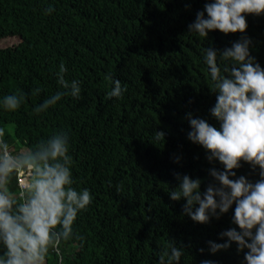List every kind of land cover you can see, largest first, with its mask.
I'll return each instance as SVG.
<instances>
[{
	"label": "trees",
	"instance_id": "trees-1",
	"mask_svg": "<svg viewBox=\"0 0 264 264\" xmlns=\"http://www.w3.org/2000/svg\"><path fill=\"white\" fill-rule=\"evenodd\" d=\"M205 2L0 0V97L17 90L28 94L16 112L0 111L5 139L19 150L67 131L74 186L94 196L74 222L73 238L61 244L63 264H157L169 240L185 248L181 264L243 260L247 250L237 252L235 243L207 251V241L222 243L218 234L236 227L235 205L199 224L182 215L183 200L168 195L177 185L174 173L201 179L203 191L212 182L208 170H222L187 139L186 114L218 127L209 113L215 94L201 49L222 50L242 34L215 30L203 39L187 33ZM49 5L55 11L46 15ZM246 22L250 55L264 67V15L249 14ZM61 62L66 79L81 81V98L64 97L37 115L33 108L59 89L55 73ZM109 76L126 86L123 98H107ZM37 87L41 92L33 96ZM155 130L166 133L164 143H150ZM234 171L259 179L258 168L243 161ZM18 184L10 185L17 195ZM45 264H61L60 256L51 252Z\"/></svg>",
	"mask_w": 264,
	"mask_h": 264
},
{
	"label": "clouds",
	"instance_id": "clouds-1",
	"mask_svg": "<svg viewBox=\"0 0 264 264\" xmlns=\"http://www.w3.org/2000/svg\"><path fill=\"white\" fill-rule=\"evenodd\" d=\"M54 11L49 5L45 14ZM249 14L264 15V0H206L187 25V33L203 39L215 30L242 35L222 50L201 49L210 90L215 94L209 113L218 127L186 114L190 128L187 139L202 147L207 161L218 162L222 170H208L212 182L203 191L201 179L174 173L177 185L168 195L172 201L183 200L182 215L199 224L219 219L235 205L231 223L236 227L218 234L222 243L207 241V251L215 254L235 243L237 252L247 250L240 264H264V67L250 55L251 39L243 35ZM67 73L61 62L55 73L59 89L33 108L35 114L47 112L64 97L81 98V81L66 79ZM109 79L107 98H123L126 86L119 79ZM40 92L37 87L31 94L38 96ZM27 95L17 90L0 97V111L16 112ZM165 135L155 130L150 143H164ZM69 152L70 135L63 129L33 147L17 150L0 127V264H45L53 251L63 264L61 244L73 238L74 222L94 200L90 189L74 186ZM178 161L176 157L174 162ZM242 161L253 170L258 168L259 179L253 182L244 175L237 177L234 169H239ZM17 179L18 195L10 190ZM78 239L83 242V237ZM185 254L183 246L169 240L158 254L157 264H181ZM200 264L215 262L203 259Z\"/></svg>",
	"mask_w": 264,
	"mask_h": 264
},
{
	"label": "rangeland",
	"instance_id": "rangeland-1",
	"mask_svg": "<svg viewBox=\"0 0 264 264\" xmlns=\"http://www.w3.org/2000/svg\"><path fill=\"white\" fill-rule=\"evenodd\" d=\"M23 148H25V147H22L21 149H23Z\"/></svg>",
	"mask_w": 264,
	"mask_h": 264
}]
</instances>
